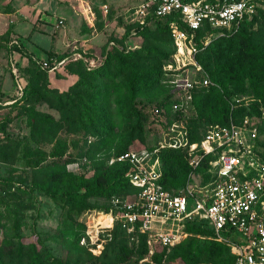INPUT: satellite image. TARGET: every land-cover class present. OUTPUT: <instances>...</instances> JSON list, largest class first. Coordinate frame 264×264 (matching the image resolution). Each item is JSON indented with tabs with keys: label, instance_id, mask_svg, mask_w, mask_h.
Masks as SVG:
<instances>
[{
	"label": "rangeland",
	"instance_id": "obj_1",
	"mask_svg": "<svg viewBox=\"0 0 264 264\" xmlns=\"http://www.w3.org/2000/svg\"><path fill=\"white\" fill-rule=\"evenodd\" d=\"M147 3L148 0H0V212L4 226L0 244L5 238L10 241L1 247L3 264H28L32 245L41 256L55 257L60 262L57 264H214L179 256L194 237L218 241L206 231L189 233L175 247L146 233L149 250L140 258L143 246L138 232L128 230L134 235L130 238L122 234L124 221L120 215L124 205L134 198L129 186L110 196L92 195L83 209L63 197L66 190L79 187L84 192L89 185H103L115 176H124L126 167L117 155L129 141V150L146 153L149 162L158 158L163 170V155L178 130L190 132L191 140H198L216 122L248 120L257 130L264 155V98L246 84L244 89L231 88L230 96L221 104L214 100L206 103L201 95L197 96L203 106L200 111L194 94L207 93L201 90L215 85L210 70L203 63L201 70L191 66L175 69L172 37L150 18ZM220 45L225 50L232 49V56L248 53L246 62L254 63L259 55L252 54L264 50V17L221 38L210 51ZM14 49H21L23 54ZM126 49L139 56L128 59L123 54ZM207 57L208 53L203 54L200 61ZM108 58L115 65L124 61L130 64L126 76L138 67L163 72L159 87L140 98L142 103L137 108L144 105L143 128L132 140L127 136L128 123L119 118V105L115 103L111 106L115 125L112 134L104 140L92 129L87 114L99 111V118H104L106 102L111 98L108 91L97 96V91L61 94L71 86L60 82L68 76V70L85 72ZM261 58L264 60V55ZM80 60L87 65L78 63ZM224 60L229 61L228 57ZM216 63L219 61L215 59ZM28 66L29 72L25 69ZM117 82L126 80L117 76ZM97 83L105 86L106 78ZM110 90L115 100V82ZM169 97L176 103L159 106L162 113H157V102ZM210 109L219 112L220 119L216 120ZM183 151L186 160L188 152ZM36 182H52L58 196L33 189ZM122 237L128 238L125 249L129 253L134 249L135 255L108 262L105 257ZM77 238L81 239L79 243ZM19 241L24 244L23 262L14 256Z\"/></svg>",
	"mask_w": 264,
	"mask_h": 264
},
{
	"label": "built area",
	"instance_id": "obj_2",
	"mask_svg": "<svg viewBox=\"0 0 264 264\" xmlns=\"http://www.w3.org/2000/svg\"><path fill=\"white\" fill-rule=\"evenodd\" d=\"M147 5L157 16L178 15L170 25L176 70L203 68L198 54L211 40L200 47L196 31L205 24L225 35L264 10V0H148ZM177 132L168 145L185 148L192 167L179 189L165 188L158 158L149 162L146 153L135 149L118 157L130 163V183L137 189L122 209L124 226L133 231L138 224L142 232L173 246L189 234L186 224L196 223L231 247L234 264H264V157L257 150V130L248 120L217 123L199 143H191L188 132ZM205 158L210 175L206 181L198 171Z\"/></svg>",
	"mask_w": 264,
	"mask_h": 264
},
{
	"label": "trees",
	"instance_id": "obj_3",
	"mask_svg": "<svg viewBox=\"0 0 264 264\" xmlns=\"http://www.w3.org/2000/svg\"><path fill=\"white\" fill-rule=\"evenodd\" d=\"M178 15L173 14L169 16H157L152 13L151 19L157 22L158 27L162 28L164 31H168L172 37V40L174 42V38L172 36L171 31V22L177 19ZM264 17V10L260 9L258 14L255 15L252 19L245 20L241 23L240 27L235 31H227L225 35H220V32L222 30L220 29H214L209 24H205L203 27H201L199 30L196 31V38L197 41L201 46L204 45V41L206 39H210V43L205 46L203 50L200 51L198 54V59L200 61V58L203 54L208 53V57L200 63L204 64V66L209 69L211 73V81L215 83V85H211L208 88H203L201 91H205L207 93H195L194 94V102L196 107L201 111L203 106H201V102L196 99L197 96L201 95L203 97L204 101L206 103L210 100H214V103L221 104L225 103L226 98L230 96L231 88L233 87H240L245 88L246 84H250L251 87L256 90L253 91L255 93L260 94L264 98V70L261 72L259 70L260 65L264 63V60L261 58L262 55H264V50L259 49L256 50L252 55L258 54V59L251 64H248L246 62V58L248 55L243 53L239 55L232 56L231 52L232 49L225 50L220 45L217 48H214L212 51H210V48L212 45L220 40L223 37L231 36L235 33L240 32L245 26H248L250 24L255 23L259 18ZM181 26L183 28H187V26L184 23H181ZM15 51H18L19 53L23 54L21 49H14ZM176 50V45L174 42V53ZM123 54L129 59L134 57H138L139 54L132 51V50H123ZM230 54V55H229ZM228 57L229 61H225L224 59ZM30 59V58H29ZM215 59L219 61V63L215 64ZM30 62L33 61L32 59L29 60ZM124 61V60H123ZM78 63L84 64L85 61L80 60ZM121 64V65H119ZM215 64V67H212V65ZM85 65H87L85 63ZM264 66V65H263ZM27 72H29V66L25 68ZM131 69V65L127 64L125 61L123 63H118L115 65L114 63L109 62V58L100 66L90 68L88 67L87 71L85 72H75L74 70H71L69 74H77L79 76V79L70 86L67 93H61V94H67L70 95V91H80L79 94L81 95V91H97L95 95H101L102 91H108L109 97L106 102V107L104 108L105 116L104 118H99L98 114L99 111H92L90 110L88 115V119L91 122L92 129L97 132V135L103 136L104 140L112 134L114 131L115 125L113 124V116L111 112V106L115 103L119 106L117 107L118 115L120 119H125L128 123L129 130L127 131V136L130 140L135 138L139 131H142V111L141 109L144 107L141 106V108H137L138 104L142 103L141 97L144 95H148L150 91L157 89L159 87L161 79L163 77L162 70H156V69H142L137 68L131 71V73L126 76V71ZM208 70V71H209ZM50 71V69L48 70ZM117 76L125 78L126 82H117ZM101 78H106L107 84L105 86L98 84V80ZM115 82L116 87V99L113 100L112 97L114 95V92H112L111 85ZM125 86V88H123ZM259 90V91H258ZM111 91V92H109ZM203 94V95H202ZM106 95V93H105ZM176 103V100L169 97L167 101L157 102L156 112L162 113L159 106H170L172 104ZM98 107V106H97ZM99 110V109H97ZM214 111L213 117L218 120L220 119V115L217 114L216 110L210 109ZM138 117V120H137ZM99 118L98 120H96ZM136 119V121H135ZM96 122V124H95ZM212 123L213 124H217ZM228 122H223L221 124H227ZM209 125V126H210ZM208 129V128H207ZM206 129V131H207ZM137 131V132H136ZM204 132V134L206 133ZM136 132V133H135ZM141 134V133H140ZM204 134L201 138L198 140H191L190 138V132H188L189 141L191 143H199L201 139L203 138ZM131 143V141L128 142V145L124 147L117 155V158L127 152L128 146ZM150 149H153L154 147H149ZM183 147L174 148L170 147L169 151H167L163 155L162 163H163V175H162V183L164 184L165 188L173 190V189H179L180 187L184 186L188 180L189 174L192 171V167L189 165L188 159L185 160ZM257 150L258 152L264 157L262 153V143L259 141V138H257ZM170 153V154H169ZM187 154V153H186ZM207 161L208 158L204 159V162L202 166L198 169L199 172H201L204 175V180H208L209 174H207ZM122 164L125 165V173L124 176H115L112 180L108 181L106 184L103 185H89L86 187L85 191L82 192L79 187H75L73 189H69L64 191L63 197L66 199V201L74 206H80L81 209L85 208L87 205L86 200L92 196V195H113L115 192L122 190L129 186L132 190L133 196L136 194L137 189L130 183L128 172L130 170V163L126 161H120ZM165 165V166H164ZM1 180V179H0ZM5 181V180H4ZM33 189H37L38 191L45 193L46 195H49L51 197L56 198L58 196V191L55 189V187L52 185V182H36L33 185ZM3 214L0 212V233L3 230V223L2 219ZM122 226V229L125 233H122L124 236L128 235L129 238L133 237L132 233H128V227L129 226ZM67 232L68 229H66ZM186 230L193 235L199 234L201 231L211 232L212 230L203 227L202 225H198L196 223H188L186 224ZM138 232L139 236L142 239V246L143 249L141 250L140 258H144L146 253L148 252V246H147V234L142 232L140 230L139 225L137 224L133 231L131 232ZM130 232V231H129ZM77 243L80 242V238L75 239ZM1 242V241H0ZM3 243L0 244V264H3V252L1 250V247H6L10 241L8 238H5ZM128 242V238L122 237L120 239L119 243H115L113 245L112 251L107 254L105 257L108 259V262H114L115 260H128L133 255H135L134 249L131 250V253H129L125 247L126 243ZM178 244V243H176ZM173 245V247L176 246ZM24 244L22 241L18 242V246L16 250L14 251V256L19 257L21 262H23L24 258ZM123 254V256H121ZM181 257L188 258L190 260H196L197 262L201 260H208L212 261L214 264H234L235 255L231 252V247L227 245L226 243L220 244L218 241L212 240V239H201L198 237H194L184 248V251L180 253ZM28 257L31 258L30 262L28 264H57L60 263L55 257H43L38 253L37 247L32 245L30 247V250L28 251Z\"/></svg>",
	"mask_w": 264,
	"mask_h": 264
},
{
	"label": "crops",
	"instance_id": "obj_4",
	"mask_svg": "<svg viewBox=\"0 0 264 264\" xmlns=\"http://www.w3.org/2000/svg\"><path fill=\"white\" fill-rule=\"evenodd\" d=\"M67 75L68 76L64 77L63 79H61L60 82H62L61 84H65V82H66L70 86V85H72V84H74L76 82L77 75L76 74H67ZM58 87H59V85H58ZM67 87H68V85H67Z\"/></svg>",
	"mask_w": 264,
	"mask_h": 264
}]
</instances>
